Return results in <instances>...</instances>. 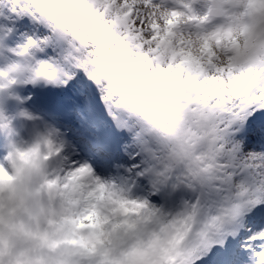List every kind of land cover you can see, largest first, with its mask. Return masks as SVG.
<instances>
[{"label":"snow or ice","instance_id":"obj_1","mask_svg":"<svg viewBox=\"0 0 264 264\" xmlns=\"http://www.w3.org/2000/svg\"><path fill=\"white\" fill-rule=\"evenodd\" d=\"M0 63V92L82 76L102 112L83 151L49 129L53 227L19 253L0 166V264H264V151L247 150L264 143V0H0ZM92 214L103 227L74 226Z\"/></svg>","mask_w":264,"mask_h":264},{"label":"clouds","instance_id":"obj_2","mask_svg":"<svg viewBox=\"0 0 264 264\" xmlns=\"http://www.w3.org/2000/svg\"><path fill=\"white\" fill-rule=\"evenodd\" d=\"M3 83H6V80L0 78V84ZM41 84L50 86L46 82L15 84L0 93L18 96L15 89L27 85L38 87ZM22 112H27L38 119L32 120L21 116ZM20 113L23 127H17L11 119L12 123L9 129H0V133H3L7 139L4 155L0 158V166H3L7 173L16 177L13 182L5 180V183H14L16 189L11 194L13 198L5 201V217L11 224V228L5 227V232L12 244V250L16 253L23 250V245L20 243L21 237H26L29 233L50 231L53 227L49 223L53 219V215L48 208V198L39 191V186L46 178L47 173L51 171L50 161L45 160L44 156L49 153L50 145L52 151L60 148V140L64 138L63 136L58 137L55 133L49 135V129L55 128V126L50 125L37 114L27 109L21 110ZM29 124L31 127H27ZM5 195H9V193H5ZM56 203L59 204V200ZM116 207H119L121 212L126 211L128 214L134 211L131 207ZM54 218L59 223V215L57 214ZM74 226L83 229L100 228L104 226V221L102 217L92 214L89 218L76 220Z\"/></svg>","mask_w":264,"mask_h":264},{"label":"rangeland","instance_id":"obj_3","mask_svg":"<svg viewBox=\"0 0 264 264\" xmlns=\"http://www.w3.org/2000/svg\"><path fill=\"white\" fill-rule=\"evenodd\" d=\"M4 66L5 65L3 63H0V68H2ZM82 81H83V77L81 76L77 80L70 82L67 87H56L55 86V88L57 89L58 94H60L61 96H63L65 99H67L69 101L67 104L69 105V108L71 109V113L75 118H77V114L80 113V111L82 112L83 110H85L87 112V114H89L92 117V120H91L92 123L100 124V122H101L100 120L102 119V112L99 109L95 112L89 111V109L85 103V100L81 94ZM29 86L33 87L32 85H29ZM33 88H34L33 89L34 91L36 89V93L38 95L39 94H41V95L47 94L45 92L43 84H41L38 87H33ZM56 89H55V91H56ZM78 116H79V114H78ZM79 120H81V119H79ZM81 121L84 122L83 119ZM91 122L89 120V122H87L86 125L90 126ZM104 131L106 132L107 129H104ZM255 144L256 143L249 141L247 143V150L248 151H260L258 149V147H256Z\"/></svg>","mask_w":264,"mask_h":264},{"label":"bare ground","instance_id":"obj_4","mask_svg":"<svg viewBox=\"0 0 264 264\" xmlns=\"http://www.w3.org/2000/svg\"><path fill=\"white\" fill-rule=\"evenodd\" d=\"M100 121H102V119Z\"/></svg>","mask_w":264,"mask_h":264}]
</instances>
